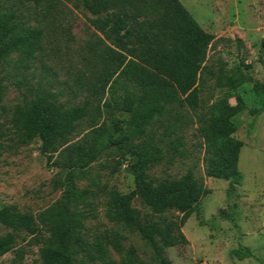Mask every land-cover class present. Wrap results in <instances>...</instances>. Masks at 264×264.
Segmentation results:
<instances>
[{"label":"rangeland","instance_id":"1","mask_svg":"<svg viewBox=\"0 0 264 264\" xmlns=\"http://www.w3.org/2000/svg\"><path fill=\"white\" fill-rule=\"evenodd\" d=\"M74 1V0H73ZM204 30L214 34L216 40L209 49L207 66L216 74L223 72L237 83V88L217 87L210 77L202 87L204 105L192 122L180 123L170 116L155 117L137 139L125 147L107 149L83 174L77 185L81 189L102 192L90 197L89 206L79 209L88 216L83 234L91 242H103L105 252L90 264H161L152 246L137 232L122 224L110 222L106 217L109 196L127 194L135 188L131 165L135 163V148L149 145L163 149L160 163L149 172L155 180L179 179L189 170L209 194L202 197L197 211L175 233L173 248L164 249L163 256L170 264H264V114L259 117L254 131L248 132L252 120L243 111L232 118L237 127L233 137L243 143L239 170L244 183L236 193L228 196L229 183L205 175L207 143L200 127L212 115L215 103L237 105L236 94L248 108L264 104V0H181ZM62 22L46 30L43 53L30 69L24 66V54L12 52L0 63L3 82L0 102V209L17 206L25 213L39 214L62 197L54 190V182L66 177L67 146H56L50 159L41 153L39 139L26 140L16 126L19 109L33 99L30 85L44 77L54 92L62 93L61 103L69 106L82 104L88 96L90 81L99 73L101 57L106 43L96 30L94 17L74 2L65 3ZM17 15L20 25H38L33 6L21 0H0V15ZM70 26V34L62 26ZM130 116L116 112L113 119L103 115L97 121L101 126L121 121V130L115 136L128 132ZM90 132L87 122L70 144L78 143ZM171 133V135L169 134ZM233 204L235 209L230 206ZM134 206L144 217L152 216L141 200ZM166 216L178 219L181 215L171 211ZM10 232L0 225V237ZM43 235L49 234L44 230ZM183 236L185 238H183ZM100 239V240H99ZM30 236L22 233L15 250L0 258V264H42L40 245H29ZM158 244L162 247L158 240ZM25 250L22 260L16 252ZM250 249L253 257L239 260L234 252ZM85 260L89 257L85 256Z\"/></svg>","mask_w":264,"mask_h":264},{"label":"trees","instance_id":"2","mask_svg":"<svg viewBox=\"0 0 264 264\" xmlns=\"http://www.w3.org/2000/svg\"><path fill=\"white\" fill-rule=\"evenodd\" d=\"M21 1L33 6L38 25H20L15 13L0 15V63L12 52L20 51L24 54L25 68L30 69L43 53L47 28L62 22L63 6L69 2L94 17L93 24L106 47L99 73L91 79L89 94L82 104L61 103L62 93L54 92L44 77L29 86L33 99L18 110L15 124L26 140H40L41 153L48 159L56 146L68 145L67 174L63 180L54 182V190L62 191L61 199L39 214L25 213L14 205L0 209V225L10 230L0 237V258L13 252L19 236L26 233L31 238L29 245L41 246L42 264H90L104 255L105 248L103 242L91 243L83 234L89 216L79 207L89 206V198L98 197L102 190L98 184H94L95 190L79 188V174L107 149L123 148L130 140L139 138L155 117L170 116L172 121L192 122L187 115L197 116L203 107L201 91L210 77L216 79L218 88L226 86L234 90L237 83L207 66L209 49L216 36L202 28L181 0ZM70 29L62 26L66 35ZM2 90L0 80V102ZM236 100L235 107L225 101L215 103L211 117L200 127L207 143L205 175L228 182L229 197L244 183L239 170L243 143L233 137L237 127L232 118L247 110L252 116L248 125L251 134L264 114V104L248 108L241 96L236 94ZM116 112L130 116L128 132L118 137L111 130H121V121L97 125L103 115L113 119ZM85 122L90 132L78 143L70 144ZM162 153L160 147L135 148L136 161L131 165L135 188L127 194L110 195L106 217L137 232L152 246L161 264H170L163 256V248L174 247L175 233L197 211L201 198L209 191L195 178L192 169L179 179H153L149 172L161 162ZM136 200L150 209L151 218L144 217L134 206ZM171 211L181 217L175 220L166 216ZM44 230L48 237L43 235ZM234 254L241 261L253 257L250 249L246 252L238 249ZM24 255V249L16 252L19 261Z\"/></svg>","mask_w":264,"mask_h":264}]
</instances>
